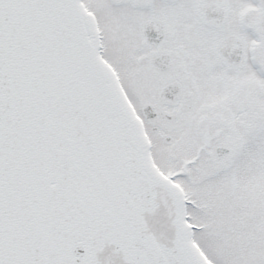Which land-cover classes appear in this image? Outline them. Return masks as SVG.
Listing matches in <instances>:
<instances>
[{
  "label": "snow or ice",
  "instance_id": "1",
  "mask_svg": "<svg viewBox=\"0 0 264 264\" xmlns=\"http://www.w3.org/2000/svg\"><path fill=\"white\" fill-rule=\"evenodd\" d=\"M0 264H264V0H0Z\"/></svg>",
  "mask_w": 264,
  "mask_h": 264
}]
</instances>
